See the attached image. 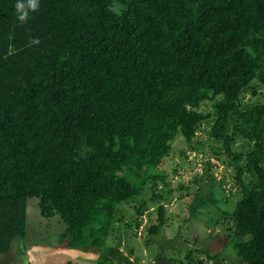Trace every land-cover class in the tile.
I'll use <instances>...</instances> for the list:
<instances>
[{
	"label": "trees",
	"instance_id": "1",
	"mask_svg": "<svg viewBox=\"0 0 264 264\" xmlns=\"http://www.w3.org/2000/svg\"><path fill=\"white\" fill-rule=\"evenodd\" d=\"M14 3L0 0V253L26 239L30 204L71 249L99 250L134 205L128 227L153 244L172 220L145 187L167 183L177 139L202 153L208 127L237 188L216 225L240 264H264V0H41L26 24ZM221 183L195 197L214 204ZM127 250L97 264H135Z\"/></svg>",
	"mask_w": 264,
	"mask_h": 264
},
{
	"label": "rangeland",
	"instance_id": "2",
	"mask_svg": "<svg viewBox=\"0 0 264 264\" xmlns=\"http://www.w3.org/2000/svg\"><path fill=\"white\" fill-rule=\"evenodd\" d=\"M250 97L249 93L246 100ZM259 101L264 103V98ZM257 102L255 100L253 104ZM208 130V127H202L198 133V141L203 143L200 154L190 151L183 139H177L174 143L176 154L165 166L167 183L158 182L157 187H154L150 182L145 187V196L163 195L161 203L168 205L172 220L170 226L162 230L153 244L147 245L140 234L135 237V227H128L138 220L134 205L122 208L123 222L117 224V230L108 240L107 248L99 250L94 247L71 249L61 238L66 229L65 224L39 217L37 207L30 204L32 228L24 241H15L8 253H0V264H97L101 252L107 254L110 246L117 245H120L127 255L130 254L128 247L134 250L131 259L135 264H171L173 260H184L191 250L206 253L196 252L201 264H240L235 245L223 234L221 224L216 225L217 220L221 219V214L230 207L233 209L237 202L233 200L227 206L223 191L228 195L237 190L232 177L234 169L228 163L224 164L213 158L214 151L211 149L212 140ZM180 150H186L188 158L181 157ZM208 157H212L210 161L213 165L210 168L206 165ZM175 169L178 170L177 173ZM196 180L202 184L198 185ZM214 180L222 182L221 186L215 185L211 192L210 187L204 191V196L209 194L214 204L210 203V199H206L204 203L199 202L203 196L198 200L195 197L196 192L201 191L207 184H212ZM182 185L189 189L182 190ZM151 208L154 209L155 205L151 204ZM141 231L142 227L139 232Z\"/></svg>",
	"mask_w": 264,
	"mask_h": 264
},
{
	"label": "clouds",
	"instance_id": "3",
	"mask_svg": "<svg viewBox=\"0 0 264 264\" xmlns=\"http://www.w3.org/2000/svg\"><path fill=\"white\" fill-rule=\"evenodd\" d=\"M41 0H15L14 14L17 23L26 24L32 15L40 9ZM30 45H38L39 39L33 38L29 41Z\"/></svg>",
	"mask_w": 264,
	"mask_h": 264
},
{
	"label": "crops",
	"instance_id": "4",
	"mask_svg": "<svg viewBox=\"0 0 264 264\" xmlns=\"http://www.w3.org/2000/svg\"><path fill=\"white\" fill-rule=\"evenodd\" d=\"M31 223H29V226H28V232H29V230H30V228H32L31 226ZM35 236L37 237V235L35 234ZM36 240V239H35ZM36 243V242H35Z\"/></svg>",
	"mask_w": 264,
	"mask_h": 264
}]
</instances>
